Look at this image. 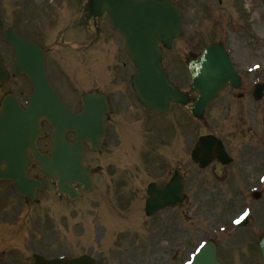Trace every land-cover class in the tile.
I'll use <instances>...</instances> for the list:
<instances>
[{
    "label": "rangeland",
    "instance_id": "rangeland-1",
    "mask_svg": "<svg viewBox=\"0 0 264 264\" xmlns=\"http://www.w3.org/2000/svg\"><path fill=\"white\" fill-rule=\"evenodd\" d=\"M6 1L9 2L11 0H6ZM238 2H239V0H228V3H229L228 4V11L233 12V16L236 17L235 19L227 20L228 24H230V22H236L238 20L237 17L240 16V9H239V3ZM262 5L263 4H261V10L263 9ZM226 8H227V6L225 5L222 8H220V10L221 11H225ZM233 9L236 10V13L234 12ZM192 12L193 11L191 9V10H187L186 13L190 15V13H192ZM258 30H259V33H261L259 38L262 39V34L264 33V17L260 18V22L258 24ZM188 39H189V36L187 38H184L183 40H181L178 43V45H177V49H183V50L186 49V46L188 45ZM173 70L175 71V68ZM176 114H177V112H176ZM178 124H180V122H178ZM204 127H205L204 125H201V126H198L197 128H199V130H200V129H203ZM174 147H175V149H178V150L182 149V145L180 143H175ZM115 156L117 157V155L115 153L111 152V153H109L107 155L101 156L98 159H90L91 163H93L95 165H100L103 168V170H104V172L100 173L98 178H99V181H100L101 185L104 186V193L106 194L108 199H101L100 197H96L95 194L97 192H95L92 195H89L86 198V200L84 201L83 205L80 206L84 210L91 211V212H86L85 214L92 213V215H97L99 217L101 216L103 218L104 216H102V215H104V211H106V207L107 206H108V210L111 211L110 213L112 215H115V213L118 214V212L114 211V205H113L114 202L111 201V198H112L113 193H114L113 187L111 186L113 177L110 174L107 173V168H108V165H110V162L116 160ZM129 187H130V190L132 192H138V190H139L138 182L135 181V180L131 181V183L129 184ZM1 189L2 190L0 192V196L1 195H3V196L11 195L10 188L1 186ZM245 205H246V201L245 200L237 201L234 209H232L230 214L238 211L239 209H242ZM133 209H136V207L132 206L130 211L128 212V214L131 213L133 211ZM115 216L118 217V218L121 217V216H117V215H115ZM125 217L126 216H122V219H124ZM56 219H58V221L60 220L59 222H61V219H63V218L62 217H56ZM76 219H77V221H84V217H77ZM109 219H112V218L109 217ZM116 224L118 225V229H120L119 227H122V226L133 227L135 229H132V230L136 231L138 233V235H141V230L143 228L142 220L139 223H134L133 222V217H131V218H129V220L127 222H125V221L117 222ZM62 225H63V223L61 222L60 225H59V229H61L62 234L69 235V232ZM48 234H50V235H48ZM93 234H94V238L95 239L103 238V236L105 235V228L100 223V221L96 222V226L93 228ZM51 235H52L51 231L48 230L47 236L45 237V241L43 240V242H44L46 247H47V240L51 237ZM144 235H145V233L143 234V236ZM131 236H132L131 233L124 234V235L121 236V241H126L129 238H131ZM71 240H73V238H71L70 241ZM59 242H61V240H59V241L53 240V243L57 244ZM190 247H191V245H189L188 249ZM64 248L70 250L69 247L66 246V245L64 246ZM183 257H184V254L180 255L178 261H181L183 259Z\"/></svg>",
    "mask_w": 264,
    "mask_h": 264
},
{
    "label": "flooded vegetation",
    "instance_id": "flooded-vegetation-1",
    "mask_svg": "<svg viewBox=\"0 0 264 264\" xmlns=\"http://www.w3.org/2000/svg\"><path fill=\"white\" fill-rule=\"evenodd\" d=\"M50 54H51L50 51H46V57H48ZM53 74L56 80L57 79L62 80V75L59 69L57 68V66L54 67ZM30 90H31V85L28 83L26 79L15 77V94L19 97L23 105L26 104V101L29 98ZM112 106H113L112 107L113 114H115L117 111L121 109V106L115 104L114 102Z\"/></svg>",
    "mask_w": 264,
    "mask_h": 264
},
{
    "label": "water",
    "instance_id": "water-1",
    "mask_svg": "<svg viewBox=\"0 0 264 264\" xmlns=\"http://www.w3.org/2000/svg\"><path fill=\"white\" fill-rule=\"evenodd\" d=\"M126 1H127V2H132V0H126ZM151 21L156 23V21L154 20L153 16H151ZM116 26H118V25L116 24ZM159 68H160V71H159V81H160V83H162V85H163V87H164V90H165L163 96L170 97V96H172V95H170L169 90H172L173 93H176V92L170 87V84H169L168 81L164 78V76H163V72H162V69H161L160 64H159ZM175 96H176V95H175ZM68 123H72V120L69 119V120H68ZM7 176H8V175H7ZM12 176H13V173H12L9 177H12Z\"/></svg>",
    "mask_w": 264,
    "mask_h": 264
}]
</instances>
